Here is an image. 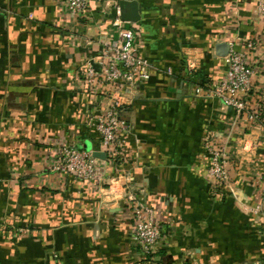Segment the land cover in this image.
Masks as SVG:
<instances>
[{
	"label": "crops",
	"instance_id": "crops-1",
	"mask_svg": "<svg viewBox=\"0 0 264 264\" xmlns=\"http://www.w3.org/2000/svg\"><path fill=\"white\" fill-rule=\"evenodd\" d=\"M113 1L93 0L79 19L63 0H0V264H264V221L253 211L264 210L261 126L192 94L224 77L234 44L255 68L249 98L258 102L264 0H124L135 2L132 26L155 67L125 108L133 126L126 162L90 183L52 169L64 144L100 153L89 120L102 101L77 79L98 41L116 35ZM189 56L200 65L194 75ZM208 134L229 140L234 194L216 191L208 175ZM132 188L162 225L153 257L133 239Z\"/></svg>",
	"mask_w": 264,
	"mask_h": 264
},
{
	"label": "built area",
	"instance_id": "built-area-1",
	"mask_svg": "<svg viewBox=\"0 0 264 264\" xmlns=\"http://www.w3.org/2000/svg\"><path fill=\"white\" fill-rule=\"evenodd\" d=\"M121 0L113 1L112 23L116 35L100 39L98 49L85 58L77 79L79 89L89 94L98 103L101 110L94 113L89 124L100 139V153L105 159L95 156L94 150L62 145L52 157V169L59 173L73 175L85 182L102 181L107 168L126 162L128 150L125 136L133 133L131 122L124 116L125 108L141 95V86L152 77L155 67L141 53L137 31L132 22L122 18ZM93 0H63L66 12L75 18H84L92 11ZM257 41H249L248 48H256ZM92 43L91 41L88 44ZM226 73L216 82L198 83L193 86L192 94L196 97L216 99L224 107L233 108L236 122L245 125L259 124L262 129L264 149V89L258 102L251 103L250 94L254 85L255 68L251 65L244 50H236L231 44L225 56ZM186 69L194 75L200 69L197 59L186 58ZM169 75L173 71H167ZM229 140H223L215 134L204 138V148L209 158L208 175L216 191L235 193L228 168ZM261 190L264 196V172L259 174ZM132 188L126 196L133 220V239L146 255L153 257L163 244L164 236L161 223L157 220L152 207L146 202L142 191ZM261 214V206L253 209ZM264 235V231H263Z\"/></svg>",
	"mask_w": 264,
	"mask_h": 264
},
{
	"label": "water",
	"instance_id": "water-1",
	"mask_svg": "<svg viewBox=\"0 0 264 264\" xmlns=\"http://www.w3.org/2000/svg\"><path fill=\"white\" fill-rule=\"evenodd\" d=\"M133 5H135V2H128V1H124V0L120 1L123 20H125L127 22H135L137 20L138 16H137L136 11H134V9H133L134 8ZM95 156L98 158H101V159H105V155L103 153H95Z\"/></svg>",
	"mask_w": 264,
	"mask_h": 264
}]
</instances>
